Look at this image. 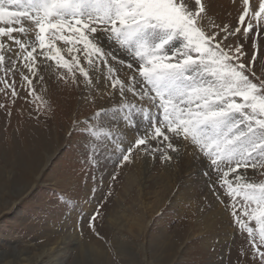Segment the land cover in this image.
I'll list each match as a JSON object with an SVG mask.
<instances>
[{
    "label": "rangeland",
    "instance_id": "1",
    "mask_svg": "<svg viewBox=\"0 0 264 264\" xmlns=\"http://www.w3.org/2000/svg\"><path fill=\"white\" fill-rule=\"evenodd\" d=\"M20 38L31 45L35 32ZM56 44L70 59L68 46ZM40 59L42 80L33 78L30 96L19 74L22 95L15 101L0 83V264H254L247 230L211 191L201 155L184 150V165L191 151L195 172L182 171L170 149L172 158L162 159L165 145L155 155L134 150L131 162L122 160L143 134L144 113L154 109L130 99L126 123L127 110L103 83L107 68L85 86L79 73L73 82L56 61ZM100 109L106 114L97 118ZM242 179L264 182L251 170ZM249 226L258 241L259 226Z\"/></svg>",
    "mask_w": 264,
    "mask_h": 264
},
{
    "label": "snow or ice",
    "instance_id": "2",
    "mask_svg": "<svg viewBox=\"0 0 264 264\" xmlns=\"http://www.w3.org/2000/svg\"><path fill=\"white\" fill-rule=\"evenodd\" d=\"M243 3L241 27L204 23L201 0L193 6L189 0H0V68L6 77L0 83L6 99L15 101L22 95L18 74L28 96L33 78L42 80L40 58V64L56 61L73 82L79 73L85 86L96 84L107 68L103 83L127 110L126 123L134 108L130 99L154 109L144 113L143 134L122 160L131 162L134 150L155 155L161 145L164 160L172 158L169 149L201 155L211 191L246 228L254 264H264V182L242 179L249 170L264 176V47L258 43L264 40V0L251 16L249 0ZM30 32L31 45L20 38ZM56 41L68 46L70 59ZM105 114L100 109L95 116ZM252 221L259 226L258 241Z\"/></svg>",
    "mask_w": 264,
    "mask_h": 264
},
{
    "label": "bare ground",
    "instance_id": "3",
    "mask_svg": "<svg viewBox=\"0 0 264 264\" xmlns=\"http://www.w3.org/2000/svg\"><path fill=\"white\" fill-rule=\"evenodd\" d=\"M194 0H189V5L194 4L193 2ZM206 1V3H205ZM207 1H210L209 3H207ZM202 4H207V13L205 15V19H204V23L212 26V25H216V24H228L229 26H241L243 27V25L239 24V16L243 13V9L245 7L244 3L241 0H201ZM259 4H260V0H249V13L250 15L259 10ZM247 19V18H246ZM255 23V22H254ZM251 43V34L249 35V45ZM258 43L264 47V40H260L258 41ZM259 60V58H258ZM124 125V124H123ZM185 149L181 150V154H179V158H181V167L183 168L182 171H190L193 170V172H195V165L193 163H191V160L193 159L192 155H190L189 152L188 153V162L184 165V157H186ZM193 154V153H191ZM1 183V182H0ZM3 186L0 187V207L2 208L3 205ZM214 213L211 215L212 218H214ZM208 220H215L214 222H218L219 220L216 219H211L209 218ZM215 229V228H214ZM97 257V256H96ZM95 258V257H94ZM84 260V259H83ZM87 263H91L87 262ZM85 264V263H83ZM91 264H97L96 261H92Z\"/></svg>",
    "mask_w": 264,
    "mask_h": 264
}]
</instances>
